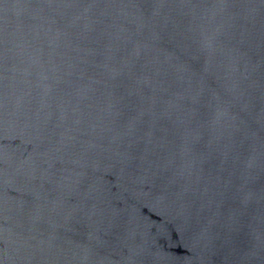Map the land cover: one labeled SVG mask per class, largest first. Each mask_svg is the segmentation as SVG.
<instances>
[{
  "label": "water",
  "instance_id": "1",
  "mask_svg": "<svg viewBox=\"0 0 264 264\" xmlns=\"http://www.w3.org/2000/svg\"><path fill=\"white\" fill-rule=\"evenodd\" d=\"M0 264H264V0H0Z\"/></svg>",
  "mask_w": 264,
  "mask_h": 264
}]
</instances>
